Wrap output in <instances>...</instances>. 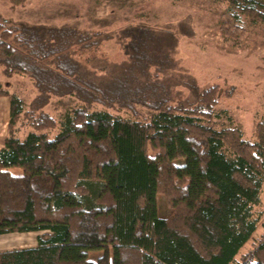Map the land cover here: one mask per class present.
<instances>
[{
	"label": "trees",
	"instance_id": "trees-1",
	"mask_svg": "<svg viewBox=\"0 0 264 264\" xmlns=\"http://www.w3.org/2000/svg\"><path fill=\"white\" fill-rule=\"evenodd\" d=\"M225 1L223 35L264 24L256 9L264 0ZM66 32L0 21L1 75L36 74L42 97L28 104L0 81V96L10 101L0 149V235L41 233L35 246L0 251V264H264V241L241 254L262 220L264 120L247 139L219 108L214 87L191 106L164 96L154 105L138 100L142 110L94 108L83 99V73L64 67L72 60ZM158 37L140 24L121 30L129 58H140L118 80L94 82L96 94L131 103L157 91L169 95L163 84L143 81L144 71L161 65ZM54 94L83 101L58 119L45 111ZM158 195L169 216H159ZM97 249L103 254L90 260Z\"/></svg>",
	"mask_w": 264,
	"mask_h": 264
},
{
	"label": "rangeland",
	"instance_id": "rangeland-1",
	"mask_svg": "<svg viewBox=\"0 0 264 264\" xmlns=\"http://www.w3.org/2000/svg\"><path fill=\"white\" fill-rule=\"evenodd\" d=\"M226 9L225 0H28L22 4L0 0V21L68 30L64 39L72 44H64L63 48L81 65L74 64L71 59L63 64L76 75L83 73L79 82L83 99L94 108L123 113L121 106L126 105L129 110H142L136 103L138 100L154 105L164 96H169L174 105L191 106L197 102L198 93L214 87L219 91V108L228 110L233 117L231 125L241 128L247 139H254L257 123L264 120V24L247 25L235 37H227L221 31L228 13ZM256 9L264 13V3L256 5ZM138 24L150 27L159 35L157 42L163 51L160 54L163 56L155 57L161 61L160 67L144 71L143 81L153 88L151 83L163 84L169 89V95L162 94L166 90L155 92V88L157 96L136 97L132 99L133 103L118 101L112 95L102 98V94H96L98 87L94 82L98 84L114 77L118 80L123 69L128 66L130 69L140 58H129L118 38L121 30ZM171 42L173 46L170 47ZM146 62L147 58H144L143 66ZM132 71L135 72V67ZM34 76L35 79L22 74L5 76L0 71V81L10 84L11 93L36 105L42 102V97L38 95L36 74ZM79 101L75 96L58 97L54 94L50 96L45 111L60 119L61 112L83 100ZM9 114L10 101L8 97L0 96V148L8 133ZM13 171L22 172L21 168ZM157 203L159 216L171 214L165 196L158 195ZM257 211L262 213V220L241 254H249L264 241V184ZM40 234L0 235V251L11 250L5 249V244L33 246ZM102 254L101 249L91 250L88 257L96 261Z\"/></svg>",
	"mask_w": 264,
	"mask_h": 264
},
{
	"label": "crops",
	"instance_id": "crops-1",
	"mask_svg": "<svg viewBox=\"0 0 264 264\" xmlns=\"http://www.w3.org/2000/svg\"><path fill=\"white\" fill-rule=\"evenodd\" d=\"M10 116V114H9ZM3 146H4V143H3ZM1 149V148H0ZM34 233V232H33ZM36 244H33V246H35ZM23 247H26V245H22V246H18V245H14V246H10L9 244H5L4 245V248L5 249H19V248H23ZM27 247H30V246H27ZM3 249V248H2Z\"/></svg>",
	"mask_w": 264,
	"mask_h": 264
}]
</instances>
